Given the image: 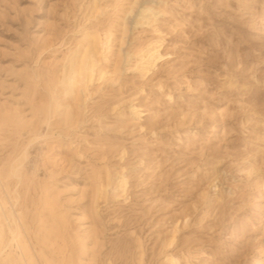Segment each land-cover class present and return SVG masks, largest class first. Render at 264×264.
<instances>
[{"label": "rangeland", "instance_id": "rangeland-1", "mask_svg": "<svg viewBox=\"0 0 264 264\" xmlns=\"http://www.w3.org/2000/svg\"><path fill=\"white\" fill-rule=\"evenodd\" d=\"M95 1L0 0V188L21 241L56 264L49 243L72 264H264V0ZM86 36L106 48L68 93Z\"/></svg>", "mask_w": 264, "mask_h": 264}, {"label": "bare ground", "instance_id": "bare-ground-1", "mask_svg": "<svg viewBox=\"0 0 264 264\" xmlns=\"http://www.w3.org/2000/svg\"><path fill=\"white\" fill-rule=\"evenodd\" d=\"M97 2L98 0L95 1L96 4ZM151 10L152 8H144L140 16H144ZM86 38L87 40H91L88 44L89 48L84 50L82 57L72 61L71 70L75 77L69 79L70 87L67 89L68 93H71L75 89L84 90L88 84L93 82L98 64V60L96 59L98 54L97 47L101 46L102 49L106 48V43L99 37L86 36ZM159 48L160 45L157 46L156 43L149 44L147 49L138 55L135 71L141 73L143 76L148 75L154 64L163 57L159 52ZM102 74L103 71H99V75ZM135 114H137V111H135ZM17 166L10 170V176L20 177L19 168H16ZM1 182L0 178V186ZM52 186L46 185L44 187L43 193L45 196L43 206L48 212V215L41 214L40 217L44 219V224L42 223L44 231L48 233L56 231L55 238H63L67 220L59 210V206L56 203V196L51 191ZM126 186L127 181L125 177L119 175L116 179L115 187L109 178L106 184L100 186V189H104L105 191L114 187V190L125 192ZM5 190V188H0V264H56L50 256H41L39 254L40 251L30 241H21V217L17 209H15V203L11 202ZM63 246L59 242H56L49 243L45 247L50 248L53 254L58 255V264H72L70 258L67 259L65 246ZM169 264H177V262L173 258H170Z\"/></svg>", "mask_w": 264, "mask_h": 264}]
</instances>
